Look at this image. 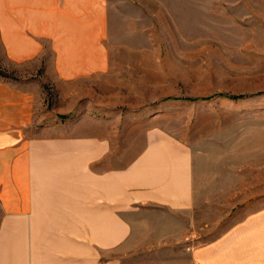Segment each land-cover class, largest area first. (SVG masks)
I'll return each mask as SVG.
<instances>
[{
	"label": "crops",
	"instance_id": "crops-1",
	"mask_svg": "<svg viewBox=\"0 0 264 264\" xmlns=\"http://www.w3.org/2000/svg\"><path fill=\"white\" fill-rule=\"evenodd\" d=\"M110 30L107 0H0V59L18 75L0 77V264H121L129 250L144 264H264V219L207 242L180 231L198 162L153 115L117 122L76 95L61 109L83 132L46 127L42 83L62 93L107 74Z\"/></svg>",
	"mask_w": 264,
	"mask_h": 264
},
{
	"label": "rangeland",
	"instance_id": "rangeland-1",
	"mask_svg": "<svg viewBox=\"0 0 264 264\" xmlns=\"http://www.w3.org/2000/svg\"><path fill=\"white\" fill-rule=\"evenodd\" d=\"M107 3L111 68L62 93L42 83L43 121L54 123L46 127L83 132L61 109L76 95L86 111L117 114V122L153 115L198 162L181 232L207 242L235 222L264 219V0ZM8 68L0 59V77L17 75ZM148 255L129 250L121 264L154 260Z\"/></svg>",
	"mask_w": 264,
	"mask_h": 264
},
{
	"label": "built area",
	"instance_id": "built-area-1",
	"mask_svg": "<svg viewBox=\"0 0 264 264\" xmlns=\"http://www.w3.org/2000/svg\"><path fill=\"white\" fill-rule=\"evenodd\" d=\"M192 264H199V263H197V262H193Z\"/></svg>",
	"mask_w": 264,
	"mask_h": 264
}]
</instances>
